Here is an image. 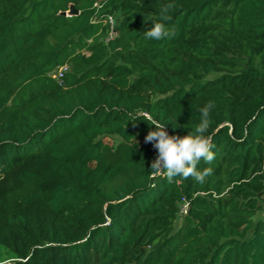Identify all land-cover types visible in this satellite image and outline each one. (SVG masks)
Returning <instances> with one entry per match:
<instances>
[{"label": "trees", "instance_id": "16d2710c", "mask_svg": "<svg viewBox=\"0 0 264 264\" xmlns=\"http://www.w3.org/2000/svg\"><path fill=\"white\" fill-rule=\"evenodd\" d=\"M155 22L173 38L146 39ZM209 103L211 175H153L146 118L182 138ZM263 211L264 0H0L10 264H264Z\"/></svg>", "mask_w": 264, "mask_h": 264}, {"label": "clouds", "instance_id": "9594fccd", "mask_svg": "<svg viewBox=\"0 0 264 264\" xmlns=\"http://www.w3.org/2000/svg\"><path fill=\"white\" fill-rule=\"evenodd\" d=\"M175 5L166 4L161 10L162 21H170L172 17L168 15L170 9ZM175 35L174 29H169L163 22H155L153 26L145 33L148 40L162 41L172 39ZM214 104L209 103L201 109L200 123L195 127L194 133L187 136H169L165 130V125L155 119L146 118L150 125H155L156 130L150 131L145 137V143H152L158 150V156L152 163L153 175H163L169 182H173L176 177H192L196 182L203 184L205 178L212 173L211 168L203 171L198 170V164L201 160L211 163L215 159L212 151L214 147L212 137L205 136L211 120L210 109Z\"/></svg>", "mask_w": 264, "mask_h": 264}, {"label": "built area", "instance_id": "2783aa9c", "mask_svg": "<svg viewBox=\"0 0 264 264\" xmlns=\"http://www.w3.org/2000/svg\"><path fill=\"white\" fill-rule=\"evenodd\" d=\"M70 11L66 12V17L68 18H72L73 16L69 14ZM107 25L109 26V38H108V41L109 40H112L114 39V37L116 36V26H117V20L116 18H114L113 16H109L107 21H106ZM70 70L69 66L66 65V66H63L61 68H59V70L57 72L54 73L53 77L56 79V80H59L61 81L64 74L66 72H68ZM188 209H189V203L187 201H184L183 204H181V207H180V210H179V219L178 221L180 222L181 219L187 215L188 213Z\"/></svg>", "mask_w": 264, "mask_h": 264}, {"label": "rangeland", "instance_id": "374dc122", "mask_svg": "<svg viewBox=\"0 0 264 264\" xmlns=\"http://www.w3.org/2000/svg\"><path fill=\"white\" fill-rule=\"evenodd\" d=\"M218 77V74H212L206 80H213ZM112 139H105V142L112 143ZM259 218H264V211L259 214ZM179 222V221H178ZM13 255L6 249L0 248V264H10L13 260Z\"/></svg>", "mask_w": 264, "mask_h": 264}, {"label": "water", "instance_id": "95a60500", "mask_svg": "<svg viewBox=\"0 0 264 264\" xmlns=\"http://www.w3.org/2000/svg\"><path fill=\"white\" fill-rule=\"evenodd\" d=\"M69 14L72 15V16H76V15L79 14V11H77L74 6H71ZM63 15L66 16L67 14L63 13Z\"/></svg>", "mask_w": 264, "mask_h": 264}]
</instances>
